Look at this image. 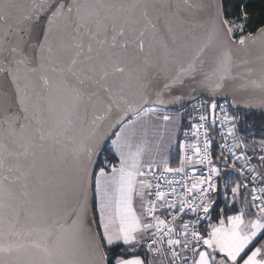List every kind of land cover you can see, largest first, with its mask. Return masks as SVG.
I'll list each match as a JSON object with an SVG mask.
<instances>
[{
  "label": "snow or ice",
  "instance_id": "6c2138e0",
  "mask_svg": "<svg viewBox=\"0 0 264 264\" xmlns=\"http://www.w3.org/2000/svg\"><path fill=\"white\" fill-rule=\"evenodd\" d=\"M203 7L0 0V73L15 85L25 121L9 125V143L0 140V264H264V134L237 135V113L264 108V78L245 83L233 71L235 45L255 37L244 35L246 11L229 21L220 3L202 39L174 29L182 12ZM140 60L145 102L137 107L116 82ZM218 94L231 95L232 113ZM189 99L198 118L184 133L193 142L179 144L180 166L145 160L144 145L127 133L144 117L167 125L173 117L160 116L161 106ZM105 121L108 130L98 132ZM213 130L222 137L215 155Z\"/></svg>",
  "mask_w": 264,
  "mask_h": 264
},
{
  "label": "water",
  "instance_id": "95a60500",
  "mask_svg": "<svg viewBox=\"0 0 264 264\" xmlns=\"http://www.w3.org/2000/svg\"><path fill=\"white\" fill-rule=\"evenodd\" d=\"M22 3H28V0H21ZM196 3L202 4L204 7L202 9H193L191 12H182L181 21L182 22H174V29H178L180 31L187 32L191 30V33L197 36L199 39L203 38L204 27L211 24V22L215 19V5L220 3L222 5L221 0H195ZM222 18L223 16V8H222ZM218 24L219 21L217 20ZM264 27V26H263ZM261 28V27H260ZM255 30L251 33L255 40H249V42L241 47L238 44L235 45L234 48V73L238 76V78L242 82L248 81H256L257 85L261 78H264V37H262L259 33V29ZM247 36V35H246ZM239 39V38H238ZM237 39V41H238ZM157 47V42H152L151 51H155ZM118 51H121L118 49ZM135 52L134 44L130 43L128 49L126 50L127 54H133ZM149 45L146 41L145 43V52L143 56H149ZM143 67V61H137V63H129L128 68L130 69V73L127 74L123 78H119L116 82V87L122 83L124 85V95L127 100L133 106H140L145 102V93L139 88L138 78H141L143 73L139 71V68ZM147 72L151 75L154 74V70L151 68L147 69ZM21 86L23 87V81H21ZM252 93L256 96L260 95L259 87H255L252 89ZM29 95H32L31 89H29ZM197 99L207 100V94L198 95ZM215 99L218 102H227L231 101V95H228L227 101L225 100L224 94H218ZM149 103L155 100V96L151 95L150 92L148 94ZM197 100H188L185 102V106H181L180 104L173 103H165L161 106V109L167 110H178L185 108L191 105L193 102ZM57 101L53 100V105L56 106ZM231 110L234 109L230 106ZM240 111H251L259 115L264 116V108L259 105H253L251 107H245ZM115 115V114H114ZM24 113L20 110L18 103L16 102L15 96V85H13L10 80L4 76V74L0 73V140L5 143H9L13 138L8 137L7 133L9 131V125L13 126L18 123H25L23 120ZM44 118L49 121V123L54 122L55 120V112L51 115L47 111L44 113ZM110 121L103 122L100 127L97 129L98 132H105L108 130V123ZM35 125V121L31 122V126ZM91 125L85 126V131H87ZM71 209V204H69V210Z\"/></svg>",
  "mask_w": 264,
  "mask_h": 264
},
{
  "label": "trees",
  "instance_id": "16d2710c",
  "mask_svg": "<svg viewBox=\"0 0 264 264\" xmlns=\"http://www.w3.org/2000/svg\"><path fill=\"white\" fill-rule=\"evenodd\" d=\"M223 8L224 19L232 21L236 20L239 22L241 17V12L246 11L248 13V19L245 21L244 35L253 33L260 27L264 26V0H221ZM236 39L239 38L240 33L236 32ZM233 110L230 111L232 113ZM241 118V123L239 124V129L237 135L241 137H247L251 139L252 137L259 138L264 134V116L256 114L251 111H239L237 113ZM187 120V119H186ZM187 123V121H185ZM182 126V128L186 125ZM181 128V129H182ZM217 145H215L216 153ZM104 155H109L107 148L104 150ZM178 160L172 162L171 166H177L179 163V151L177 153ZM228 175H232L233 181L235 180V173L229 171ZM222 181V180H221ZM221 183V182H219ZM221 191L223 190L222 183L220 184ZM222 203V202H221ZM215 221V217H214ZM119 251V249H114Z\"/></svg>",
  "mask_w": 264,
  "mask_h": 264
},
{
  "label": "rangeland",
  "instance_id": "374dc122",
  "mask_svg": "<svg viewBox=\"0 0 264 264\" xmlns=\"http://www.w3.org/2000/svg\"><path fill=\"white\" fill-rule=\"evenodd\" d=\"M190 111H191L190 106L178 110L161 109L160 112H163L162 115L167 114L173 117V119L169 121L167 125H165L162 120L156 117V119H154V121L151 122L149 127H146L145 118H142L140 121L136 122L134 128L131 129L127 133V135L134 144L142 143L144 145L145 160H148L153 157L156 158L157 160L165 159V158L169 159L168 157L176 158L178 153L177 151L178 148L176 149V143H175L177 126L182 116L186 115L185 118H188L189 115L188 113ZM253 163H255V161H253ZM220 182L222 183V187H223L224 181L222 180ZM134 203L135 206L139 208V203H140L139 200L136 199Z\"/></svg>",
  "mask_w": 264,
  "mask_h": 264
},
{
  "label": "built area",
  "instance_id": "2783aa9c",
  "mask_svg": "<svg viewBox=\"0 0 264 264\" xmlns=\"http://www.w3.org/2000/svg\"><path fill=\"white\" fill-rule=\"evenodd\" d=\"M196 102H197V101H195L194 103H192V104L190 105V107H191V111L188 113L189 115H188V118H187V120H186L187 123H186V125L181 129V132H180V135H179V138H178L179 163H178L177 166H172V167H179V166H180V157H181V155L183 154V153H181L180 148H179V144H180V142H181V141H184V140H187L189 143L193 142V138L191 137L190 132H189L188 137H185L184 133H185L186 130H189V129H190V123H191V122H194V119H195V118H198V117L196 116V113H195L194 110H193V104H195ZM199 102L203 103V102H205V101L200 99ZM218 104H219V105H225L226 102H218ZM227 111L230 113V108H229V106H228V108H227ZM217 115H219V108H218V110H217ZM212 137H213V140H214V144H213L212 151H213V155H215V145L218 146V145L222 142V137L218 134V132H217L216 130H213V131H212ZM200 139L203 140L204 137L202 136ZM189 154H190V152H189Z\"/></svg>",
  "mask_w": 264,
  "mask_h": 264
},
{
  "label": "crops",
  "instance_id": "0c3cea01",
  "mask_svg": "<svg viewBox=\"0 0 264 264\" xmlns=\"http://www.w3.org/2000/svg\"><path fill=\"white\" fill-rule=\"evenodd\" d=\"M163 112H160V115H162ZM186 116V115H185ZM185 116H182L179 120V124L177 126V132H176V135H175V143H176V149L178 148V138H179V134L181 132V128L182 126L186 123V119ZM145 118V122H146V127H149V125L151 124V122L154 121V119H156V117H144ZM178 151V150H177ZM176 151V152H177ZM171 154V153H170ZM171 156V155H169ZM169 159V163L170 165L173 164L172 162H176L178 160V157L174 158V157H168ZM221 184V183H220ZM244 203V200H243V196H241L240 198V201L239 203L237 204V207H239L241 204ZM215 222V221H214Z\"/></svg>",
  "mask_w": 264,
  "mask_h": 264
}]
</instances>
